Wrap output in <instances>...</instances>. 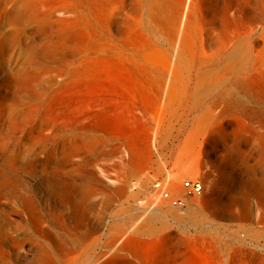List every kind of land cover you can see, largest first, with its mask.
<instances>
[{"label": "rangeland", "instance_id": "374dc122", "mask_svg": "<svg viewBox=\"0 0 264 264\" xmlns=\"http://www.w3.org/2000/svg\"><path fill=\"white\" fill-rule=\"evenodd\" d=\"M17 4L0 0V39L21 29L36 70L0 72V229L33 230L39 204L51 234L69 247L101 236L99 252L157 198L179 214L194 199L203 235L225 225L227 264H264V0H195L182 24L187 0ZM44 147L62 188L47 187ZM153 178L186 205L160 197ZM214 197L225 219L209 216ZM155 215L170 229L147 248L165 264L186 251V226Z\"/></svg>", "mask_w": 264, "mask_h": 264}, {"label": "bare ground", "instance_id": "6f19581e", "mask_svg": "<svg viewBox=\"0 0 264 264\" xmlns=\"http://www.w3.org/2000/svg\"><path fill=\"white\" fill-rule=\"evenodd\" d=\"M26 1L18 0L17 5L20 9L25 7ZM191 2L193 4L195 0H187L188 4L186 9L181 12V24L188 16L189 9H191ZM229 7L230 6H228L227 9H229ZM17 23L18 22L14 20V25L17 26ZM20 33L21 29L15 28L14 31L11 30L9 34L0 39V72L2 73L6 66L9 67L10 72L14 74L20 72L33 74L36 70L35 60H33L32 56L33 46L32 44H28L25 51H21ZM238 49V46L234 47V54ZM246 55L248 54L246 53ZM248 58L252 57L248 55ZM11 65L18 68H13ZM186 147L189 148L190 146L187 145ZM42 151L46 153L43 160L44 163L42 164V172L48 183L47 187L53 188L55 186L57 188H62V184L54 182V178L56 175L58 176V174L64 175V169L58 168L56 171H50L49 165L52 150L49 147H44ZM165 187L172 197L181 198L184 205H186L185 193L181 196H176L172 194L167 183ZM173 187L175 188L173 185L171 186V190L174 192L175 189H173ZM156 191L159 196L162 197L160 191ZM50 192L52 193V191ZM157 199L152 204V208H155L152 215H142L138 217V223L144 222L143 224H133L131 226L132 230L134 229L133 232L127 233V231H124L119 234L118 238L113 237L112 239L106 240L103 249L99 252H95V247L97 246L96 244L99 243L98 241L101 236H99V239L95 238L90 242L84 240L85 242L79 246L74 245L69 247L65 241L66 239H61L59 236L51 234L50 227L52 223L48 217L49 214L45 212L43 207L37 204L34 214L36 222L34 223L35 228L33 230L23 231L20 228H15V230H13L5 227L0 229V264H158L160 261L159 259H162V255H160L157 250L147 247L150 245L154 246L155 243L159 241L160 235H165L169 231L170 224L162 222L161 227L158 229L156 226L158 222L155 215L156 213L165 216V218L168 216L173 222L186 226L182 231V237H186L185 239L189 242L186 251L181 254L180 258L179 251H176L174 256H168L170 262L173 260L172 263H169L167 260L165 264H227L228 246L225 237V225L222 224L220 225L221 227L219 226L220 229L222 228L223 230H221L222 232L219 235L210 236L211 232H206V234L209 233V235H205V233L203 235L202 233L204 231L198 229V224L200 222L205 224L207 221H205L206 219L204 217L198 216V210H196V208L199 210L203 208L200 200L192 199L191 211L186 214H179L168 204L166 205L164 204L165 202L162 203V201L158 202ZM79 203L78 201L71 204H73V206H78ZM169 203L171 204L170 201ZM210 206L211 208L208 211L209 216L226 218V207L221 199L214 197ZM200 213L203 214L202 211ZM125 219L127 220V218ZM145 235H147V237H145ZM199 239H201L202 244V248L198 245L200 249L196 246L197 240ZM25 244H27V247Z\"/></svg>", "mask_w": 264, "mask_h": 264}, {"label": "built area", "instance_id": "2783aa9c", "mask_svg": "<svg viewBox=\"0 0 264 264\" xmlns=\"http://www.w3.org/2000/svg\"><path fill=\"white\" fill-rule=\"evenodd\" d=\"M168 180H161L158 178H153L152 185L156 190L160 191L162 198L169 200L174 206H183L184 202L181 198H174L170 195L169 191L166 189L165 185ZM183 187L187 190L189 195H199L203 191V183L198 179H187L182 183Z\"/></svg>", "mask_w": 264, "mask_h": 264}]
</instances>
